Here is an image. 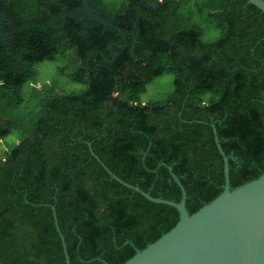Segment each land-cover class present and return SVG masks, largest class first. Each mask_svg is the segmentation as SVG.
Wrapping results in <instances>:
<instances>
[{
	"label": "trees",
	"instance_id": "trees-1",
	"mask_svg": "<svg viewBox=\"0 0 264 264\" xmlns=\"http://www.w3.org/2000/svg\"><path fill=\"white\" fill-rule=\"evenodd\" d=\"M0 45V264H124L179 222L264 175V12L248 0H8ZM217 33L206 42L205 34ZM75 56L68 92L37 66ZM62 72L64 69H60ZM173 92L145 103L154 79ZM99 158V161L97 159ZM171 169V170H170ZM171 171L173 173H171Z\"/></svg>",
	"mask_w": 264,
	"mask_h": 264
},
{
	"label": "water",
	"instance_id": "water-1",
	"mask_svg": "<svg viewBox=\"0 0 264 264\" xmlns=\"http://www.w3.org/2000/svg\"><path fill=\"white\" fill-rule=\"evenodd\" d=\"M248 2L264 12V0ZM82 4V12L89 20L111 28L124 37L133 36V33H127L111 21L97 16L90 8L89 0H82ZM213 129L224 159V191L193 215L186 207V190L175 174L172 176L182 191L180 202L154 198L141 188L122 181L103 164L112 179L140 193L152 203L175 208L180 215L179 222L171 231L144 250H137L136 255L124 264H264V175L232 189L230 157L222 149L215 126ZM54 218L63 242L66 263L71 264L55 211Z\"/></svg>",
	"mask_w": 264,
	"mask_h": 264
},
{
	"label": "rangeland",
	"instance_id": "rangeland-1",
	"mask_svg": "<svg viewBox=\"0 0 264 264\" xmlns=\"http://www.w3.org/2000/svg\"><path fill=\"white\" fill-rule=\"evenodd\" d=\"M216 30H211L205 34L204 40L211 42L216 40ZM75 56L67 60L57 59L55 62H47L37 66V77L40 83L51 82L57 88L67 90L68 92L80 91L82 86L73 82V75L78 67ZM60 69H64L63 72ZM174 77L165 75L156 78L147 86V92L142 95V101L145 103L166 99L174 90Z\"/></svg>",
	"mask_w": 264,
	"mask_h": 264
},
{
	"label": "flooded vegetation",
	"instance_id": "flooded-vegetation-1",
	"mask_svg": "<svg viewBox=\"0 0 264 264\" xmlns=\"http://www.w3.org/2000/svg\"><path fill=\"white\" fill-rule=\"evenodd\" d=\"M10 10L8 0H0V45H9L15 38L16 20Z\"/></svg>",
	"mask_w": 264,
	"mask_h": 264
}]
</instances>
